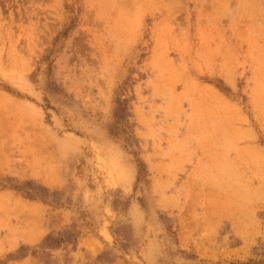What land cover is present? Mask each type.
<instances>
[{
	"label": "rangeland",
	"instance_id": "obj_1",
	"mask_svg": "<svg viewBox=\"0 0 264 264\" xmlns=\"http://www.w3.org/2000/svg\"><path fill=\"white\" fill-rule=\"evenodd\" d=\"M0 264H264V0H0Z\"/></svg>",
	"mask_w": 264,
	"mask_h": 264
}]
</instances>
